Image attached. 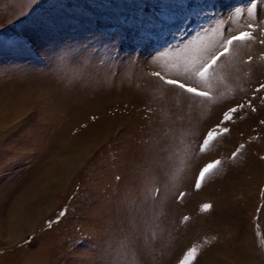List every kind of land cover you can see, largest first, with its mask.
I'll return each instance as SVG.
<instances>
[{
	"label": "rangeland",
	"instance_id": "rangeland-1",
	"mask_svg": "<svg viewBox=\"0 0 264 264\" xmlns=\"http://www.w3.org/2000/svg\"><path fill=\"white\" fill-rule=\"evenodd\" d=\"M190 2L0 0V264H264V0Z\"/></svg>",
	"mask_w": 264,
	"mask_h": 264
},
{
	"label": "snow or ice",
	"instance_id": "snow-or-ice-1",
	"mask_svg": "<svg viewBox=\"0 0 264 264\" xmlns=\"http://www.w3.org/2000/svg\"><path fill=\"white\" fill-rule=\"evenodd\" d=\"M161 14L160 19L163 21H167L173 19V14L176 13H183L186 15H195L197 14V6L190 2V0H161ZM256 12V6L253 4L248 10V15H253ZM237 15H241L242 10H237ZM249 29H253L254 25H249ZM141 40H149L151 39V29H145L143 35L140 36ZM253 34L251 31L241 32L238 35H234L231 38L227 39L226 43L221 45L219 49L215 52L209 53L206 59L198 66L195 67L194 71L192 72V78H199L201 82H206V76L209 72V69H212L214 65L221 59V57L228 54L229 48L233 45L234 42L239 41H251L253 40ZM261 44H264V40L259 41ZM0 47H7L6 44L0 43ZM105 50V55H108V48L107 45L103 46ZM118 58V54H117ZM159 76V73H156ZM167 84L177 87L179 89L185 90L187 93L192 94L195 97H202L208 98L209 93L207 91L198 90L196 87L189 86L186 83H183L179 80L169 79L166 81ZM261 89H264V83H261L259 88L255 91L259 92ZM254 98V97H253ZM264 102V101H262ZM245 107L251 108L253 112L257 109L252 105L251 101L245 103L237 104L235 107H230L224 114L221 124L227 123L232 121L233 114L239 112L240 110L244 109ZM261 124H264V120L260 121ZM221 124L216 125L213 128H210L207 131L206 136L203 139V143L201 145V151L207 153L210 151V147L214 141H216L220 136L227 135L230 132V129L227 127L221 128ZM220 129L218 132L217 129ZM245 147V145H240L236 152L233 153L232 158L235 159L236 156L239 155L240 151ZM222 161L220 159H215L207 162L202 169L199 171V175L197 178V189L200 188L201 183L205 180L206 176L210 174L213 170L217 169L221 166ZM204 210H209L211 205L205 204L203 205ZM197 249L191 248L188 250L185 255L181 258L179 264H191V262L196 258Z\"/></svg>",
	"mask_w": 264,
	"mask_h": 264
},
{
	"label": "bare ground",
	"instance_id": "bare-ground-1",
	"mask_svg": "<svg viewBox=\"0 0 264 264\" xmlns=\"http://www.w3.org/2000/svg\"><path fill=\"white\" fill-rule=\"evenodd\" d=\"M41 191V190H40ZM36 196V195H35Z\"/></svg>",
	"mask_w": 264,
	"mask_h": 264
}]
</instances>
